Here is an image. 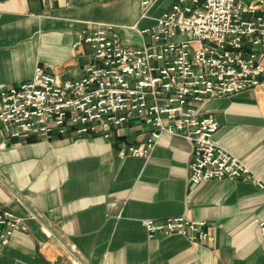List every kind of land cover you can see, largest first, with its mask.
Masks as SVG:
<instances>
[{"label": "crops", "instance_id": "0c3cea01", "mask_svg": "<svg viewBox=\"0 0 264 264\" xmlns=\"http://www.w3.org/2000/svg\"><path fill=\"white\" fill-rule=\"evenodd\" d=\"M174 0H0V85L29 80L37 65L58 79L83 74L81 30L112 24L130 46ZM216 143L264 180V79L201 104ZM148 126L132 120L102 134L0 138V204L26 225L0 245V264H264V187L248 180L188 179L191 143L161 133L146 156ZM203 219L209 242L149 236L143 220Z\"/></svg>", "mask_w": 264, "mask_h": 264}, {"label": "built area", "instance_id": "2783aa9c", "mask_svg": "<svg viewBox=\"0 0 264 264\" xmlns=\"http://www.w3.org/2000/svg\"><path fill=\"white\" fill-rule=\"evenodd\" d=\"M147 7L150 0H141ZM152 42L130 46L112 24L83 29V74L58 79L37 65L33 76L0 85V138L102 134L136 120L148 126L141 147L120 151L146 156L161 133L191 143L188 179L264 180L214 140L218 122L203 112L209 98L257 87L264 79V0H174L143 29ZM149 236L179 233L191 241L214 240L203 219L183 215L146 218ZM26 225L0 204V245ZM264 236V219L259 223ZM71 264H82L74 260Z\"/></svg>", "mask_w": 264, "mask_h": 264}]
</instances>
